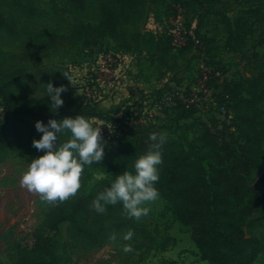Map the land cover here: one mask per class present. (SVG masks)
I'll return each instance as SVG.
<instances>
[{"label":"rangeland","instance_id":"374dc122","mask_svg":"<svg viewBox=\"0 0 264 264\" xmlns=\"http://www.w3.org/2000/svg\"><path fill=\"white\" fill-rule=\"evenodd\" d=\"M164 1V4L158 6L148 2L143 8V15L127 25L126 31L130 34L138 31L148 33L156 29L161 32L160 36L166 40L164 44L169 47L168 5L169 2L181 3V0ZM253 6L263 10L264 0H223L222 5L208 12L201 11L196 5L187 6L186 29L191 40L200 38V46L191 43L187 48L171 50L168 56L163 57L157 52L155 43H151L148 48L156 53L154 56L151 53V56L157 57L158 60V63H153L156 69L148 70L143 75L139 69L133 68V72L129 73L127 70L124 73V69L121 68L114 77V86L98 85V77L92 73V69L96 67L100 58L108 53L120 54L123 65L122 50L117 48L126 46L127 43L116 45L105 39L91 47V43L83 42L72 49L69 46L46 48L41 50L36 58L20 63L28 68L34 78L18 95L22 98L38 97L44 101H51L50 97H46L47 84L51 82L56 86L66 85L67 91L62 93L64 101H74L75 109L79 110V107L85 106L82 89L86 86L81 84L85 81L87 85L97 86L100 91V99L93 105L110 114L113 120L125 121V132H133L150 124L164 126L165 128L160 129L161 135L175 139L188 151L189 145L198 144L196 141L202 132V122L212 124L216 131L220 130L222 123L225 122L229 128L233 126L231 113L229 117L223 118L216 108L214 102L216 97L213 93L219 92L222 88L221 86L218 89L216 86L227 79L228 82L232 81L228 84L231 89L241 78L257 75L264 70V55L258 53L262 50L255 48L260 34V24H254L256 33L246 38L236 52H229L226 45L229 35L222 23L224 16L235 21ZM99 8L100 3L96 1H90L89 7L84 10H77L67 0H0V12L8 18L14 16L18 19L19 28L26 26L28 31L63 35L70 34L77 23L97 25ZM231 46L237 47L234 39ZM21 48L22 40L19 39L13 45L4 44L2 50L7 54H20ZM217 68L224 70L225 73L217 71ZM206 70L212 72L213 76L217 72L221 74L216 77L219 80L217 83L213 79L207 101L202 99L203 94L200 92L201 76ZM123 76L128 79L127 82L121 81ZM124 92H128L129 95L138 94L139 101L135 100L129 104L130 100L124 97ZM180 96L184 98L197 96V101L193 104L197 108V114L193 120L172 121ZM199 153L202 154L203 150ZM34 158L33 153L16 145L7 152L0 153V264H13L18 257L32 249L35 236L45 232V216L50 203L42 200L39 193L30 191L21 184L22 175ZM259 162L263 165L255 170L249 179L253 187L264 173V161ZM101 176L102 179L97 178ZM113 179L115 177L102 168H85L80 189L68 199L82 204L90 215L102 216L105 212L97 213L93 201ZM256 192L260 195L258 191ZM260 200L257 207L254 202L247 199L232 212L236 220L243 218L242 230L245 235L256 237L264 247V211ZM110 206L112 205L108 207ZM113 206L121 216L134 221L136 231L132 232V238L125 240L124 235L127 232H123L102 246L89 247L75 242L68 231L69 223L63 222L57 239L74 245L68 253V264H209L201 259L192 241L190 230L175 220L170 206L162 198L158 197L155 201L148 202L147 206L150 208L148 215L138 220L127 215L122 203ZM125 246L130 247L131 251L125 252ZM254 264H264V256L260 254Z\"/></svg>","mask_w":264,"mask_h":264},{"label":"trees","instance_id":"16d2710c","mask_svg":"<svg viewBox=\"0 0 264 264\" xmlns=\"http://www.w3.org/2000/svg\"><path fill=\"white\" fill-rule=\"evenodd\" d=\"M67 1L77 10L88 8L90 1L99 2V23H77L70 34L63 35L28 31L26 26L19 28L18 19L14 16L8 18L0 12V153L16 145L33 153L35 158L42 155L43 152L33 146V140L42 136L35 127L38 120L47 123L51 118L60 120L79 114L90 119H114L95 105H86L77 110L75 102L68 100L64 101L56 114L50 109L51 101L19 97L18 93L34 78L28 68L20 64L22 61L36 58L46 48L69 46L72 49L83 42L95 46L98 41L105 39L116 45L127 43L126 46H118V50L144 47L153 56L156 53L148 48L151 43H155L157 52L160 51L163 57L173 50L170 36L168 47L164 44L165 39L156 42L152 34L139 31L130 34L125 29L143 15V8L148 2L158 6L164 4V0ZM222 3L223 0L169 2L167 14L177 4L185 10L187 6L196 5L201 11L208 12ZM222 23L229 35L226 42L229 52H236L246 38L254 35V24L259 23L260 34L255 48L261 49L262 52L258 53L264 55V9L253 6L235 21L224 16ZM19 39L22 40L20 54H7L2 50L4 44L13 45ZM233 39L237 47L231 46ZM216 81L219 80L214 79ZM212 82L208 83L210 88ZM229 83L232 81L225 79L221 85L216 86L222 88L214 92L213 96L216 97L214 102L217 109L225 106L231 113L232 129L225 122L216 131L212 124L202 122V132L196 141L198 144L189 145L191 150L188 151L175 139L165 138L162 147L163 163L159 166L160 176L156 187L159 198L168 203L175 220L190 230L202 260L209 264H254L260 254L264 256V247L256 237L245 235L242 230L243 218L236 220L232 211L247 199L259 206L260 195L250 185L249 179L263 165L259 160L264 161V70L257 75L241 78L231 89ZM176 114V122L193 120L197 108L178 101ZM161 127L165 128L150 124L133 132L124 131L116 148L105 140L103 161L85 168H102L114 177L126 169L134 170L136 159L153 144L150 135H161ZM66 139L67 135L61 137V140ZM63 222L69 223L68 231L75 242L89 247L102 246L113 236L129 230L136 231L134 221L121 216L113 205L106 209L104 215L92 216L78 202L70 199L57 201L50 203L46 213L45 232L37 234L32 249L18 257L13 264H68V253L74 245L57 239Z\"/></svg>","mask_w":264,"mask_h":264},{"label":"clouds","instance_id":"9594fccd","mask_svg":"<svg viewBox=\"0 0 264 264\" xmlns=\"http://www.w3.org/2000/svg\"><path fill=\"white\" fill-rule=\"evenodd\" d=\"M65 91L66 85L47 84L46 97H50L53 113L58 114L63 106L62 93ZM35 127L42 136L33 140V146L43 154L31 160L22 175L21 184L39 193L44 201L63 202L80 189L85 167L103 161L106 141L102 129L81 114L60 120L51 118L47 123L38 120ZM63 135H67L66 140H61ZM149 139L153 144L136 159L134 170L126 169L116 175L110 185L94 198L93 207L97 213H104L109 205L122 203L129 217L138 220L148 215V202L159 197L156 182L160 176L159 166L163 163L162 147L166 142L165 136L157 133H152ZM132 235L129 230L124 239L130 240ZM124 251H131V248L125 246Z\"/></svg>","mask_w":264,"mask_h":264},{"label":"built area","instance_id":"2783aa9c","mask_svg":"<svg viewBox=\"0 0 264 264\" xmlns=\"http://www.w3.org/2000/svg\"><path fill=\"white\" fill-rule=\"evenodd\" d=\"M185 19L186 10L180 4L175 5L172 12H170L168 15L169 36L173 50L175 51L187 48L191 43L195 44V46H200L201 44L199 39L191 40L189 32L186 29ZM121 68V55L118 53H108L100 58L96 67L92 69V73L98 77L97 82L101 87L106 86V84L114 86V77L117 74V71H119ZM219 76H221L220 72H217L214 74V76L212 75V72H207V70L206 72L202 73L200 92L203 94L202 99H205V101H207V97L211 90L208 83ZM81 84L86 86L82 89L84 105H93V103L96 104L100 99V91L97 86H91L90 84L87 85L85 81H82ZM179 99V101H184V103H187L188 106H191L196 103L197 96H195V98H184L180 96ZM217 110L223 118L229 117L230 115V112L225 106H221ZM91 120L95 126L101 127L104 139L107 140L111 146L116 148L125 131L124 124H126V122L123 120H108L99 117H93Z\"/></svg>","mask_w":264,"mask_h":264},{"label":"crops","instance_id":"0c3cea01","mask_svg":"<svg viewBox=\"0 0 264 264\" xmlns=\"http://www.w3.org/2000/svg\"><path fill=\"white\" fill-rule=\"evenodd\" d=\"M153 23H155V21ZM139 32H141L142 34H147V35L152 34L155 37L156 42H160V40H162V37L159 34L161 32L157 31L156 29L153 30L152 32H148V33H145L144 31H139ZM120 49L122 50L121 52L123 54V65H122L123 67L122 68L124 69V73H126L127 70L129 71V73L133 72L134 71L133 68H134L136 70L139 69V72L141 71V73L144 75L148 70L153 71L154 69H156V66L153 65V63L158 61L157 57L151 56V53L149 52L148 49H146L144 47L133 48L132 50H124L122 48H120ZM158 52L160 53V51H158ZM91 67H93V65ZM140 77H141V75H140ZM123 80H125V82H127L128 79H125V77L123 76L121 81H123ZM123 94H124V97H126L130 100L129 104L134 103L133 101L138 100V98H139L138 94L129 95L128 92H124ZM117 115H119V114H117ZM176 115L177 114L175 113V116H173L174 118H172L173 122H176L175 121ZM166 117L168 118L170 116H166ZM167 120H169V119H167ZM190 120L191 119H189V121Z\"/></svg>","mask_w":264,"mask_h":264},{"label":"water","instance_id":"95a60500","mask_svg":"<svg viewBox=\"0 0 264 264\" xmlns=\"http://www.w3.org/2000/svg\"><path fill=\"white\" fill-rule=\"evenodd\" d=\"M254 188L261 195L260 205L264 211V173L262 174V176L259 178V180L254 185Z\"/></svg>","mask_w":264,"mask_h":264}]
</instances>
